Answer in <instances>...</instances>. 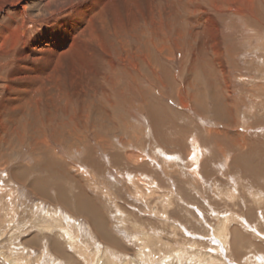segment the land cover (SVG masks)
<instances>
[{"label": "rangeland", "instance_id": "1", "mask_svg": "<svg viewBox=\"0 0 264 264\" xmlns=\"http://www.w3.org/2000/svg\"><path fill=\"white\" fill-rule=\"evenodd\" d=\"M118 1L109 0L110 3ZM125 1L130 7V17L128 22L126 20L128 32L124 33L127 42L123 53L128 51L124 53V60L131 73H123V65L114 56L119 65L115 74H109L110 69L104 64L102 79L94 77L95 81L87 82L82 78L76 100L71 101L67 109L57 111L53 126L59 125L55 128L62 129L59 138L62 141L54 140L44 128L45 140L51 150L54 148L58 161L68 168V174L36 172L34 158L40 156V151L35 152V144L28 140L0 144V264H9L8 255L23 259L25 264H39L41 257L47 264H100L97 260L94 263L89 255L94 253L93 246L84 249L78 245L80 242L91 245L88 240L97 239L91 223L81 212L89 213V206L78 211V200L74 199L83 195L92 201L98 218L104 219L108 235L121 246L116 251L123 259L133 261L141 249L138 244L146 241L145 233H150L159 255H154L153 264H164L167 256L180 249L192 254V261L183 260L182 264H213L215 261V264H264V0H253L255 11L245 17L232 16L236 13L231 10V2L227 6L221 0H201L194 4L183 0L191 9L181 8L175 0L179 9L170 8L172 10L166 9L171 1L155 0L157 4L150 10L154 11L158 36L153 33L155 24L151 20L147 26L145 24L148 22L145 19L151 16L145 0ZM159 2L162 10L157 8ZM97 3L93 0L89 5L96 8ZM196 4L201 9H197ZM133 15L139 19L138 32L144 27L141 41L135 42L136 32L130 21ZM200 17L204 20L211 17L219 25L216 37L214 28L207 31L208 46L203 52L200 50L203 39L193 37L195 31L190 23ZM167 22L172 24L170 31ZM196 26L202 29L199 23ZM178 29L184 38L178 37ZM217 49L222 53L225 72L220 64L214 63L218 59ZM162 80L168 86L160 84ZM211 95L230 110L231 116L223 117L224 122L216 120ZM89 99L92 108L87 103ZM61 102H66L63 97ZM148 102L158 109V115L167 116H164L166 123L158 122L160 127L156 130L144 105ZM102 103L107 105V113ZM206 104H212L211 108ZM194 137L198 138V150L191 147ZM88 146L93 147L92 153L87 150ZM80 147H86L85 152ZM191 152L192 156L195 153L196 160L191 164L189 161L187 166V155ZM166 156L172 162L169 163ZM18 162L26 166L22 173V177H27L26 183L20 180L22 177L12 175L18 171ZM29 167L35 170L28 172ZM38 178L44 179L45 195L37 191L36 195L31 193L29 182ZM138 179L151 185L156 183L157 191H149ZM12 188L16 192L13 197ZM166 196H171V203L167 204ZM12 204L16 210L13 218L10 212L14 210L8 212ZM41 204L48 215L44 227L51 226V231L44 230L43 234L34 224L40 219L36 212ZM52 213L54 218L57 213H63L67 219L72 216L79 227L78 233L80 229L84 232L75 238L78 241L75 248L72 249L57 224H49ZM222 216L237 219L245 227L234 230L231 253L214 232ZM218 239L220 248L215 246ZM29 242L35 243L27 244ZM94 242L101 245L99 239ZM88 249L86 254L82 252ZM42 253L44 256H40ZM60 253L68 255L67 263L62 257L65 255ZM209 255L212 259H208ZM254 255L257 258L253 261Z\"/></svg>", "mask_w": 264, "mask_h": 264}, {"label": "bare ground", "instance_id": "2", "mask_svg": "<svg viewBox=\"0 0 264 264\" xmlns=\"http://www.w3.org/2000/svg\"><path fill=\"white\" fill-rule=\"evenodd\" d=\"M92 1L93 0H0V81H1L0 82V144H1V146H3V145H5V143L14 142V141H18V140L20 142H24L25 140H28L32 144H35L36 147H34V151L35 150L40 151V154H39L40 156L34 158V160L36 162L35 164L37 165V166L34 165V167L36 169V172L38 171V173H40L41 171L42 172L47 171V172H51V173L56 172L58 174L67 175L69 172L68 168L64 165V163L62 162L63 164H61L60 161H58V159L55 157V155L53 153L54 148L51 150V147L49 146V144L45 140L44 128H47V130H49V135L51 137H53L54 140H57L60 138L62 129L61 128H60V130L56 129L57 127H59V125L57 126L54 124L55 127L57 126L56 128L53 126L54 121H56V119H57L56 113L59 109H62V108L67 109V107L69 106V103L71 101L76 100V99L74 100V98L77 95H79V85H81L80 84L81 79L86 78L85 81L88 82L91 79L94 80V77L96 79L100 78L102 76L104 64H106L108 66V68L110 69L109 74H115V69L119 65L116 64V62L118 60L114 59V56H117V58L121 62V66L123 65L122 66L123 69L121 71L123 73H126V74L131 73L129 68L127 67V63H125L126 60H124V57H126V55L124 56V53L127 54L128 51H126L127 53L126 52L123 53V49H124L123 47H126L125 42H127V41H125L126 39H124V33L128 32L127 28H126V20H127V22L129 21L130 16H129L128 12L130 11V7L127 5L125 0H119L116 3L115 2L110 3L109 0H96V2L98 1V3H97L98 5L96 8H92L89 5V3H91ZM164 1H167V2L171 1L172 2V3L170 2L171 4L168 3V4H170L169 6L166 4L168 6L166 9H170V8L179 9V5L176 4L175 0H164ZM178 1H179L180 5L182 6L181 8H186V9H191L189 4H192V3L194 4V2H198V1L201 2V0H189L190 3L188 4V2H187L185 4L182 2L183 0H178ZM204 1H207V0H204ZM145 2H146L145 4L149 5V7H146V8H149V11H151V16H149V18L146 17L147 19H145V21H148V22H145V21L144 22H145L146 26L151 21L153 22V24H155V22L153 21L154 11L150 10V8L152 5H154L153 7L155 8V5L157 3L155 4V0H145ZM230 2H231L230 6H231L232 12L236 13L235 15L232 14V16H237V17L243 16V17H245L247 15H250V12L255 11V9H254L255 3L253 2V0H221V3L225 4V5L228 4L227 6H229ZM159 4H160V2L158 3V5ZM195 7L197 9H201L200 6L197 4L195 5ZM157 8L159 10L163 9L161 4ZM172 9H170V10H172ZM216 9L218 10V6ZM216 9H215V11H216ZM195 12H197V11H195ZM160 16H161V14H160ZM162 16H163V14H162ZM164 16H167V15H164ZM130 21L133 24L132 30H134L136 32V37H134V38L137 40H135V42L138 41V39H139V41H141L140 37H141V35H143L142 33L144 30V27L141 30L139 29L140 31L138 32V27H140V24L138 23L139 19L136 15H133L132 19L130 18ZM196 21H197V23H199L202 26V29L197 28ZM196 21H194V22L189 21V22L191 23V26H192L191 28H193V30L195 31V34H192L193 37L196 39H199L200 41L203 39L202 47H200V50L203 52V50L207 49V46H208V42L206 40L207 36H208L207 31L211 30V28H214V36L216 37L218 35L217 31H218L219 25L217 26L216 20L211 18V17H208V19H205V20L203 17H200V19L196 20ZM206 22H207V25H206ZM154 26H155L154 32L153 31L152 32L158 36V33H157L158 27L156 26V24ZM166 26H167V30L170 31L172 24L168 23V24H166ZM176 34H178L179 38H184V35L182 34V32H180L179 29L177 30ZM134 35H135V33H134ZM215 54L218 55V59L214 60V63L220 64L222 66V69H224V65L222 63L223 60L221 61L222 53H221L220 49H217ZM138 66H135V67L138 68ZM108 68H107V70L109 72ZM163 69L165 70V68H163ZM225 69H224V72H225ZM123 73H121V74H123ZM165 73H167V71H164V75H166ZM152 75L154 78L155 73L153 72ZM166 76H168V75H166ZM100 79H102V78H100ZM159 82H160V84H162L164 86L165 85L168 86V84L163 80L159 81ZM85 86H86V84H85ZM170 86H172V85H170ZM62 97L66 101L65 103H62V102L60 103ZM211 100L213 102V105L212 104H210V105L206 104V105L209 108H211V105H212V110L215 114L217 121L224 122L225 120L223 119V117L228 116V118H229V116H231V115H229L230 110L224 108L225 103L223 101H222L223 103H221L219 98L214 96V95H211ZM83 101L85 103L86 99H84ZM92 101L94 102V100H92ZM105 101H106V99H105ZM195 101H196V99H195ZM181 102H182L183 106H185L182 99H181ZM87 103L89 104V106L91 108L93 107L90 99L87 101ZM198 103L201 104V102H197L196 104H198ZM79 104L80 103H78V106H79ZM144 105L146 106L148 114L151 116V121L153 122V127L155 128V130L160 127L158 122H161L162 124L166 123V119H164L165 115L164 116H162L161 114L158 115V111H157L158 109L153 108V104H150L148 102V103H144ZM201 105H203V104H201ZM101 106L104 108V111L107 113V105L102 103ZM228 106H230V105H228ZM201 108H204V107H201ZM156 111H157V113H156ZM164 111H165V108L161 112H164ZM68 112H70V111H68ZM100 112H102V111H99V113ZM102 113L105 115L104 112H102ZM107 115H109V114H107ZM165 117H167V116H165ZM68 122H70V121H68ZM88 122H90V120ZM59 123H61V122H59ZM65 124H67V123H65ZM93 126H94V124H93ZM104 126L106 127L105 124H104ZM70 127L72 128V126H70ZM87 127L88 126H86V128ZM64 128H63V131H64ZM77 128L78 127H76L75 129H77ZM72 129H74V128H72ZM108 130H109V128H108ZM76 132H77V130H76ZM46 133H48V132L46 131ZM78 133H79V129H78ZM79 135H80V133H79ZM85 135H87V134H85ZM98 137H99V135H98ZM70 138H72V135ZM101 138H102V136H101ZM62 139H63V137H62ZM197 139L198 138L194 137V139H192V142H191V147L194 150L195 149L198 150ZM59 140L62 141L61 139H59ZM105 140H107V139H105ZM101 141H103V140H101ZM67 142H69V140ZM81 142H82V140H81ZM54 143H56V142L54 141ZM70 143L73 144V142H71V141H70ZM104 143H106V142H104ZM124 143H122V144H124ZM56 144H58V143H56ZM100 144H101V142H100ZM87 145H88V143H87ZM178 145L180 147L182 145V143H180ZM74 146L76 147V145H74ZM80 148H82V147H80ZM84 148L86 149V147H84ZM92 148L90 146H88L87 150L90 152L92 150ZM85 149H83L84 152H85ZM78 150H80V149H78ZM184 151H185L184 153H186V150H184ZM0 152H1V150H0ZM157 152H160L159 154L163 155L160 150H158ZM91 153H92V151H91ZM70 154H72V153L70 152ZM112 154H114V153H112ZM176 156H178V154ZM65 157L67 158V156H65ZM130 157H131V155H130ZM163 157H165V155H163ZM192 157H194V159H192ZM16 160H18V159H16ZM166 160H169V163L172 162V159H170V157H167V156H166ZM177 160H179V158ZM186 160H187V166H188L189 161H190L189 164L193 163L196 160L195 159V153L193 154V156H192V152H191L190 156L188 154ZM137 163H138V161H137ZM5 164L8 165V161ZM4 167H7V166L4 165ZM25 167L26 166H23L18 162V165L16 166L18 171H17V173L12 172V175L15 178L20 179L23 176L22 173L24 172ZM35 169L32 167H29L28 172H31ZM47 169H49V170H47ZM70 171H71V169H70ZM26 176H28V174ZM26 178L22 177L20 180L24 181L26 183V181H25V180H27ZM131 179H132V177H131ZM136 179H137V177H136ZM138 181H139V183H141L143 185V187H145L149 191H153L156 188L155 182H154L155 184L151 185L142 179H138ZM29 185H30L29 187L31 188V193L33 192L32 194L36 195V193L38 192V193H40V195H45L44 194L45 193L44 192V179H40V178L34 179V181L29 182ZM10 186H13V185L10 184ZM138 188H140V187H138ZM35 191H37V192H35ZM10 194L12 197L16 195L14 188H12ZM20 198H21V196H20ZM165 198H166L167 204L172 202L171 196H168V197L166 196ZM74 199H76V201L78 200L76 202L78 204L79 209H80L78 211H81L83 209L86 210V208H87L86 206H89L88 209H89L90 214L84 210L81 212H82V215L85 214L84 216H86L87 220L91 223L93 235L97 236V239L96 238H94V239L90 238V240L87 239L88 242L91 243V245L88 244L86 246L82 242H80L78 244V241L75 238L81 237V235L84 232L82 231V229H80V232L78 233L79 227L75 224V219L72 218V216L67 219V216H64L63 213H57L58 215H55L56 218H54V215L52 213V215L49 217L51 220L49 222V224L55 223L58 225V228L63 233V237L66 240H69V244L72 247V249L75 248V246L77 244L80 245L81 248H84V249H87L89 246H90V248H91V246H93V248L95 249L93 251L94 253L91 252L92 254L89 253V255L92 256L94 263L97 260V262L100 264H153L154 255L155 254L158 255L157 249L155 248L156 242L154 240V236L152 237V235L150 233H148L149 235L145 233V235L148 237H147L145 242L142 241V243L140 242L138 244L141 247V249H139L138 252L136 253V257H134V260L129 261L127 257H125L123 259L117 255L118 253L116 251V250L120 249L121 246L119 245V243L114 238H112L110 235H108V233L106 231L105 224H104V219L98 218V211L95 208V206L93 205L92 201H90V199H88L84 195L82 197L79 196V198H74ZM70 200L71 199H69V201ZM9 201H10V199H9ZM73 201H75V200H72V202ZM39 207L41 209L40 210L37 209L36 213H37L38 217H40V219L38 221L35 220L34 224H35L36 228L37 227L40 228L41 233L42 232L44 233V230L51 231V228H49V227H51L50 225H49V227H44V224L47 223L46 221H44V219L46 220L45 216H48L46 213H44V210H43L44 206H42V204H41L40 206H38V208ZM10 208H9L8 212L14 210L13 212H10V215L12 214L11 216L13 218V216L16 214V212H15L16 210H15V207L13 204H12V206H10ZM17 208H19V207H17ZM5 211H7V210H5ZM222 215H223V213H222ZM4 216L6 217V215H4ZM8 216H9V214H8ZM230 216H231V214H230ZM236 217H238V216L236 215ZM228 218L223 217V219L219 221L220 223H218L217 227L215 228L216 231L214 230V232L216 234L215 236L221 240V243L223 242V247H224V245H226L228 251H230V253H231L232 252V243H233L232 237L234 235H236L234 230L240 229L241 227L242 228H245V227H243L242 223L238 222L237 219H234V218L228 219ZM234 223L238 227H235L233 225ZM231 227H234V228H231ZM10 230H12V229H10ZM86 231H87V229H86ZM241 231L242 230H240V232ZM73 232H75V234ZM132 235H134V234H132ZM255 238L257 239V237H255ZM98 239H99V241H101V243H100L101 245L94 242V240H98ZM219 239H218V241H219ZM85 240H86V238H85ZM215 240H217V239H215ZM34 243L35 242H32V243L29 242L27 244H34ZM219 244H220V241L218 243V246L216 244H215V246L220 248V246H222V245L219 246ZM82 245H83V247H82ZM80 246H79V248H80ZM240 247H238V248H240ZM59 248L60 247L58 246V249ZM157 248H158V245H157ZM213 249H215V248H213ZM22 250H24V253L26 252V249L24 247L22 248ZM237 250H240V249H237ZM88 251H89V249L84 250L82 252L84 254H86V252H88ZM60 254H61V256L65 255L62 257L65 259V263H67L66 261H68V255L66 253H60ZM210 255H212L211 252H210ZM210 255L208 256V259H212V258H209ZM31 256L32 255L30 254L29 257H31ZM40 256H44V253H42V255H40ZM206 257H207V255H206ZM206 257H204V258H206ZM256 258L257 257H255V255H254L253 257H251V260L254 261V259H256ZM42 259H43L42 257H41L40 261L38 259L39 264H47L46 262L44 263V260H42ZM155 260L157 262V259H155ZM183 260H185V262L192 261V254H190V252L188 253V251H187V253L186 252L184 253L181 251V249L180 250H174L173 253L171 255L167 256L166 260H164V264H182L184 262ZM248 260H250V259H248ZM204 261H205V259H204ZM215 262H217V261H215ZM215 262L213 264H215ZM8 263L9 264H25V261H23V259H21L17 256L8 255ZM51 263H53V261ZM222 263H223V261H222ZM67 264H69V263H67Z\"/></svg>", "mask_w": 264, "mask_h": 264}]
</instances>
